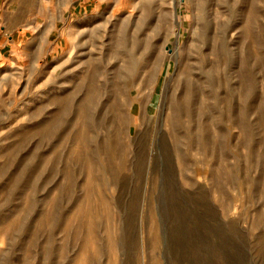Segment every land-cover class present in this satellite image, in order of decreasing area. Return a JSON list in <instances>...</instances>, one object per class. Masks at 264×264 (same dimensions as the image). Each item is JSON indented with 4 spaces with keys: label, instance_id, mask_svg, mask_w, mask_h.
I'll list each match as a JSON object with an SVG mask.
<instances>
[{
    "label": "rangeland",
    "instance_id": "rangeland-1",
    "mask_svg": "<svg viewBox=\"0 0 264 264\" xmlns=\"http://www.w3.org/2000/svg\"><path fill=\"white\" fill-rule=\"evenodd\" d=\"M90 62L123 145L78 171ZM0 264H264V0H0Z\"/></svg>",
    "mask_w": 264,
    "mask_h": 264
},
{
    "label": "bare ground",
    "instance_id": "bare-ground-1",
    "mask_svg": "<svg viewBox=\"0 0 264 264\" xmlns=\"http://www.w3.org/2000/svg\"><path fill=\"white\" fill-rule=\"evenodd\" d=\"M252 15H253V13H252ZM252 15L250 17L248 16L249 17L248 20H250L249 21L250 24L254 20V15L253 16ZM116 48L119 49L120 47H116ZM119 53H121V52H119ZM113 54H114V52H113ZM113 57L115 58V56H113ZM88 58L90 59V57H88ZM94 61H96V60H94ZM89 64H91V72L89 75V79L87 81L83 80V81H81L75 85V91H82L84 89L86 91V93H83L84 96L82 97V100L78 103L77 108H76V112L74 114L75 121L78 124L77 130L74 134V140L78 143V145L73 152L75 154L73 161L75 160L80 165V166H78V171L82 170V166H84L86 164H87L88 168L93 167V165H94V162L92 160L93 155L95 157L96 154L101 152V151L118 152L121 145H123L122 139H121V133H122L124 122H125V113H124V109L121 107L120 103H118V102H115L114 104H112L109 107V109L107 108L108 112H109V119L111 120L112 124L115 125L114 130L109 132L107 134V136H105V138H103L101 141L98 139H95L94 135H90L88 132L89 127L95 126L99 123L98 122L99 120L97 117H98L100 110L102 108V105H103L101 94H102V90L103 89L105 90L104 86L106 87V85H105L106 82L103 83L100 80V77H101V73H100L101 70L100 69L101 68H100L99 62L98 63L97 62L96 63L90 62ZM126 68H127V66L124 67L125 71H123V72H122V69H118L115 72V78H117V77L122 78L123 76H125V74L127 75V73H125ZM77 72H80V71H77ZM154 74H155V70H153L150 73V75H149L150 79H152ZM123 81H124V79H123ZM120 90L121 89H117V92ZM75 91H74V94H75ZM174 101H175V103H174L175 106H174V108L172 110V114L170 116L171 121H174L173 119H175L177 117L176 113L179 112L184 105L182 102L178 104V103H176L177 102L176 100H174ZM59 102H60V107L62 108V110L64 112V111H66V109L69 108L70 103H71V99L67 97L66 99H60ZM103 120L104 119L102 118V122H103ZM65 123H66V120H65ZM65 123H63V124H65ZM61 125H62V119L59 116H55L51 119L49 124H47L42 129V131H40V132L43 133L45 136H49L53 132V130L55 128H57L58 126L60 128H62ZM176 125H177V123H174L172 128H174ZM109 128H111V127H109ZM94 133H96V131H94ZM100 139H101V137H100ZM91 142L95 144L94 148L90 149L89 151L85 150L84 147L88 144L90 145ZM144 149H145V147L143 144L142 149H141V154L143 153ZM59 155H60V153H59ZM69 158L70 157L68 155L67 159H69ZM67 165H69V161L65 162V164L63 165V167L61 169V172L64 175V177L68 176V174L70 172ZM99 166H101V165H99ZM71 182H72V179L68 180L67 185L65 184L64 187H68V186L72 185ZM60 188H63V186L60 185Z\"/></svg>",
    "mask_w": 264,
    "mask_h": 264
}]
</instances>
